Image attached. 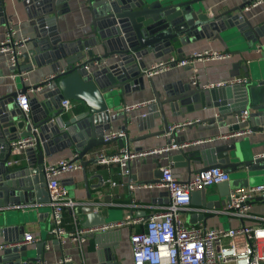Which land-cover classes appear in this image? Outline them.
Masks as SVG:
<instances>
[{"label": "water", "instance_id": "95a60500", "mask_svg": "<svg viewBox=\"0 0 264 264\" xmlns=\"http://www.w3.org/2000/svg\"><path fill=\"white\" fill-rule=\"evenodd\" d=\"M17 1H22L34 28V37L28 42L33 48L24 56L25 65L22 67L20 64L19 72H29L33 67L46 64L52 66L55 74L61 69L65 72L51 81L54 88L49 89L51 86L47 83L32 86L34 90L43 89L30 98L27 114H23L16 103L18 96L31 88L24 85L21 78L18 79L23 84L20 89L0 97V238L4 240L0 245H3L0 264H45L47 240L36 243L35 253L28 250V244L17 245L23 243L19 235L24 229L17 224L21 217L12 211L23 204L49 201L44 173L47 158L74 149L77 157L72 161L79 162L83 169L89 163L97 164L94 157L88 160L85 157L113 142L104 141L105 133L111 131V122L124 119L123 129H127L128 115L114 113L113 110L121 105V101L126 104V95L145 88L147 67L144 59L148 55L158 59L176 53L178 61H182L185 59L182 47L203 39L222 41L233 55L241 57L235 68L241 69L246 76L251 75L252 85L257 88V100L255 95L253 98L249 95L248 89L227 87L225 101L212 103L219 112V119L208 122L238 118L245 109L250 112L249 120L256 125L254 130L264 132V47L260 44V38L264 36V21L253 25L246 15L256 0H242L240 5L217 15L207 12L205 0H85L90 7L92 29L86 34L87 39L69 43L62 42L57 23L70 0ZM12 8L10 0H0V27L12 25L8 14ZM98 47L102 53H95ZM255 51L260 53V58L250 61L243 58L244 54ZM96 54H101V59L115 57L116 60L89 73L85 67L101 60L95 57ZM184 68L190 70L192 66ZM148 81L155 99V105L149 107L150 126L154 127V120L161 118L164 128L135 141L166 134L170 138L169 143L171 140L178 142L176 131H170L165 106L168 105L175 115H185L196 109L193 101L199 97L202 109L206 108L205 92L178 82L163 87V96L156 90L153 80L148 78ZM64 100H71L73 109L78 103H83L85 111L65 118L73 109L65 111L61 106ZM225 125L226 122L222 124ZM228 128L230 133L239 125L234 123ZM28 138L35 140V146L18 154L25 157L26 164L10 168L9 159L15 155L11 142ZM118 142L120 148L124 147L131 153L129 145L132 140L126 137ZM141 152V149L135 151ZM178 152L171 157V167L182 162L190 170L192 163L204 162L197 172L218 167L231 175L228 182L192 193L191 206L198 209L196 216L201 215V220L207 213L202 209L222 208L229 201L232 190L253 186L258 177L250 175L264 171V153L255 155L250 149H242L238 141L206 150L201 156L190 155L183 150ZM241 170L247 171L243 178L238 175ZM161 179L159 164L153 180L142 184H161ZM43 193L47 199L41 198ZM87 198L90 199V195ZM97 207L95 202L83 205L81 213L88 220L80 223L83 230L122 220V215L118 219H107L96 210ZM55 243L60 245L58 240Z\"/></svg>", "mask_w": 264, "mask_h": 264}, {"label": "crops", "instance_id": "0c3cea01", "mask_svg": "<svg viewBox=\"0 0 264 264\" xmlns=\"http://www.w3.org/2000/svg\"><path fill=\"white\" fill-rule=\"evenodd\" d=\"M10 3L13 4V8L10 9L8 13L11 17L10 23L16 26L20 35L32 39L34 37V28L30 24L22 1L10 0ZM203 3L210 15H217L227 9L240 5L242 0H205ZM246 15L253 25H258L263 22L264 2L247 11ZM91 24L92 17L90 7L85 3V0H70L67 2L65 13L58 18V35L62 42L65 43L85 40L87 39L86 34L92 29ZM4 32L5 27H0V40ZM260 44L264 47V36L260 38ZM32 48V44L28 43L23 57L20 59L22 67L25 65L23 64L25 62L24 56ZM182 48L185 58L190 57L194 53H203L205 51L218 52L225 55L223 58L196 59L191 65L192 69L190 70L175 65L169 71L151 78L156 90L161 92L163 96V87L178 82L190 84L192 88L198 87L205 92L206 108L202 109L199 97L195 98V101H193L196 109L185 115H175L170 111L168 105L165 106L168 123H170L171 126L189 120L200 121V123L184 127L177 133L179 143L189 144L183 152L190 155L201 156V153L206 150L214 149L215 147L229 142L238 141L242 149H250L255 155L263 154L264 132L255 131L256 125L253 121L251 122L248 120L247 123L241 125L242 129L249 130L248 133L239 138L230 140L221 139L220 136L229 133L228 126L237 123V118L208 122L212 119H219V112L217 108L212 107V103L217 100L225 101L226 93L225 88L207 90L204 88L207 85L227 81L236 77H245L248 78L250 82L245 89L249 90V95L252 96V98L255 95V100H257V88L252 85L251 75L246 76L241 69L235 68V65L240 62L241 57L233 55L229 48L218 39H203L190 43ZM95 53H102L101 48H96ZM170 56L177 57L176 53L165 55L158 59L153 55H148V57L144 59L146 67L148 68L158 61L166 60ZM260 56V53L255 51L251 54H244L243 58L250 61L258 59ZM115 60V57L110 58L108 62L111 63ZM11 72L12 71L6 64L5 58L0 55L1 97L17 91L23 85L18 82L17 79L13 80L11 78ZM27 74L29 82L33 85H37L41 83L43 79L53 74V70L51 65L46 64L41 67H33ZM193 78H196L197 85L192 83ZM144 84V89L126 95L124 100L126 103L125 105L130 106L148 101H154L153 104L155 103L148 77L145 78ZM54 87L55 85L53 84L49 89ZM125 105H123L121 101L119 107ZM150 106L132 111L128 115L129 124L126 130L123 129L125 126L124 119H117L111 122V131L123 130L126 132V137L133 141L129 145L131 153H135L138 149H141L142 153H146L131 160L129 162V169L122 168L118 164L98 165L89 163L85 169L80 168L77 171L60 175L59 179L68 189L70 197L82 204L78 209L79 216L77 225H74L71 214H66V229L68 233L75 232L76 228L82 229L80 223L88 221L85 219L86 216L81 213L83 205L88 202L97 203L98 207L96 210L101 212L106 218L108 217L107 219H118L120 215H122V220L128 218L133 220L142 218L146 220L151 215L161 212L163 207L168 204L167 193L163 187L149 188L145 184H142L153 180L154 173L159 164L161 167L165 165L171 166V157L179 153L178 150L170 151L161 156L148 153L149 151L163 148L169 144L170 138L166 134L135 141L148 133L159 132L164 128L161 118L154 120V127L150 126V120L148 119L151 115L149 114ZM83 111H85V105L83 103H78L73 109V112L67 114L65 118L72 117ZM113 111L115 113V109ZM203 121L207 122L205 123ZM225 122L227 125L222 126ZM196 141L200 142L194 143ZM100 149L108 154L116 153L120 150V144L118 141H113L97 150ZM91 156L92 155L89 154L85 157V160H88ZM76 157L77 153L74 149H67L47 158L46 164H54L62 159L71 160ZM10 161H16L10 165V168H17L26 164L25 157L21 155L12 156L9 159V162ZM203 164L192 163L189 170L180 162L177 163V166H173L172 170L177 178L186 181L192 178L197 171L203 167ZM246 172L247 171L241 170L238 174L239 177L243 178ZM250 176L258 177L253 185L264 183V171L251 174ZM101 179L103 180L102 184ZM113 182L116 183L115 186L112 185ZM88 195H90V199L87 198ZM41 198L47 199V195L43 193ZM191 207L193 210H189L183 215L189 224L202 221L211 228L219 227L227 229L240 227L243 223L252 226L264 223V202L258 198L252 206L251 217L243 221L230 214H214L209 212L205 213L204 220H201V215L196 216V212H199L198 209L193 206ZM50 212L48 201L44 203L32 202L23 204L12 211V213L21 217V220L17 224L23 226L24 230L19 237L21 236V238H24L26 233H32L38 239L35 243L28 244V250L35 253L36 243L43 239L47 240L45 264H58V262L65 257L70 258L73 264H133L130 238L135 230L143 229V223L134 226L125 225L121 228L109 229L101 232H86L81 236L83 238H80L79 241H72L69 239L66 245L62 246L61 244H56L55 240L57 239L51 235ZM3 243V238H0V245Z\"/></svg>", "mask_w": 264, "mask_h": 264}, {"label": "built area", "instance_id": "2783aa9c", "mask_svg": "<svg viewBox=\"0 0 264 264\" xmlns=\"http://www.w3.org/2000/svg\"><path fill=\"white\" fill-rule=\"evenodd\" d=\"M263 2L264 0L252 2L248 10L259 6ZM28 42L29 38L20 35L14 25L5 28L4 35L0 40V55L5 58L8 68L12 71L11 78L13 80L21 78L24 85L31 86L25 94L19 95L16 100L17 106L23 114H27L30 110V98L43 89L42 87L34 90L32 88L34 85L29 82L28 72H19L20 59ZM224 56L221 53L212 51L194 53L182 61H178L175 56H170L168 59L158 61L148 67L145 73L146 77L152 78L169 71L175 65L187 67L191 66L196 59H215L223 58ZM95 57L102 58L101 54H96ZM108 64V59H101L87 65L85 69L87 72L92 73L93 71L101 70ZM76 66H79V64H76ZM64 72L65 70L61 69L58 74H63ZM58 74H51L43 79L41 83H47V86H52L51 81L56 79ZM192 83L197 85L196 78L192 79ZM249 83L248 78L236 77L207 85L204 88L207 90L227 87L245 89ZM153 102L125 105L116 108L115 112L129 115L132 111L150 106ZM61 106L65 111L70 112L74 103L71 100H64L61 102ZM249 116L250 112L244 110L240 117L237 118L239 128L220 136V138L225 140L236 139L248 133L249 130L242 129L241 125L248 122ZM199 122V120H189L175 124L171 126L170 131L178 133L184 127ZM126 136V132L123 130L110 131L105 133L104 141L124 140ZM198 142L200 141L194 143ZM10 146L13 154L18 155L26 148L34 147L35 140L32 138L18 139L11 142ZM188 146V143L181 144L171 140L167 146L148 153L161 156L170 151L184 150ZM143 154L146 153H128L126 148L123 147L116 153L108 154L100 149L94 151L91 155L97 160L98 165L118 164L122 168H127L131 160ZM72 160L62 159L54 164H45L44 166L46 189L49 197L48 205L51 211L50 232L52 237L56 238L62 246L66 245L69 239L79 241L86 232H101L121 228L125 225L134 226L143 223V229L135 230L130 238L133 264H264V223L254 226L243 223L240 227L227 229L211 228L202 221L189 224L183 216L187 211L193 210L191 207V195L193 192L230 181V174L218 167L197 172L192 178L184 181L175 176L170 165L162 166L161 184L146 185L149 188L163 187L166 190L168 204L163 207L161 212L151 215L146 220L128 218L91 230L76 228L75 232L68 233L66 229V214H71L74 225H77L78 209L82 206L80 202L70 197L68 189L59 179L63 173H71L82 168L79 162H73ZM15 162L10 161L8 164L12 165ZM112 185L115 186L116 183L113 182ZM258 197L264 202V183L232 190L229 194V201L222 208L218 209L213 206L209 210L202 209V211L214 214H230L243 221L251 217L252 206ZM37 240L32 233H26L23 243L17 245L31 244ZM58 264H73V262L70 258L65 257Z\"/></svg>", "mask_w": 264, "mask_h": 264}]
</instances>
